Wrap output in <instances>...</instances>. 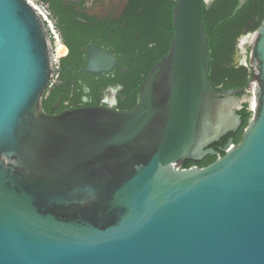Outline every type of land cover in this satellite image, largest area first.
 Segmentation results:
<instances>
[{"label":"water","instance_id":"95a60500","mask_svg":"<svg viewBox=\"0 0 264 264\" xmlns=\"http://www.w3.org/2000/svg\"><path fill=\"white\" fill-rule=\"evenodd\" d=\"M203 2L176 0L137 107L54 116L46 27L25 0H0V264H264V21L248 86L219 91ZM245 104L242 142L210 148L239 130Z\"/></svg>","mask_w":264,"mask_h":264},{"label":"flooded vegetation","instance_id":"af4514ba","mask_svg":"<svg viewBox=\"0 0 264 264\" xmlns=\"http://www.w3.org/2000/svg\"><path fill=\"white\" fill-rule=\"evenodd\" d=\"M41 1L52 13L65 54L45 95V112L57 116L80 108L128 112L137 107L142 83L170 49L176 0ZM215 1L205 4L211 7ZM243 37L237 40L230 64L236 69L246 66L244 58L249 60L250 42L243 51ZM92 60L106 69L89 71ZM219 142L210 148H226Z\"/></svg>","mask_w":264,"mask_h":264},{"label":"trees","instance_id":"16d2710c","mask_svg":"<svg viewBox=\"0 0 264 264\" xmlns=\"http://www.w3.org/2000/svg\"><path fill=\"white\" fill-rule=\"evenodd\" d=\"M237 6V0H216L211 7H207L204 2L202 4V18L209 38L211 61L209 77L219 91L247 87L252 78L249 65L236 69L230 64L238 38L244 33H254L261 27L264 21V0H247L243 9L234 14ZM238 114L242 117V126L237 132L229 133L223 137L217 143L221 147L228 145L230 139L234 140L236 146L242 142L245 129L252 117L249 104H245ZM214 145L212 148L219 151L220 149ZM224 155L225 153L221 151L219 157ZM219 157L209 156V160L206 162L187 160L183 169H189L193 166L204 168Z\"/></svg>","mask_w":264,"mask_h":264},{"label":"built area","instance_id":"2783aa9c","mask_svg":"<svg viewBox=\"0 0 264 264\" xmlns=\"http://www.w3.org/2000/svg\"><path fill=\"white\" fill-rule=\"evenodd\" d=\"M29 5L33 7L35 12L41 18L44 23L46 30L49 34V38L52 44L53 51V65L55 70H58L60 67L61 60L64 57V45L58 31L56 22L52 16V13L48 6L41 0H25ZM252 112L251 108L249 107Z\"/></svg>","mask_w":264,"mask_h":264},{"label":"bare ground","instance_id":"6f19581e","mask_svg":"<svg viewBox=\"0 0 264 264\" xmlns=\"http://www.w3.org/2000/svg\"><path fill=\"white\" fill-rule=\"evenodd\" d=\"M208 2H211L212 0H207ZM253 37V36H252ZM248 39H249V36H247V37H245L242 41H241V48L243 49V51H245L246 49H245V45H246V43L247 42H249L248 41ZM244 62H245V58H244Z\"/></svg>","mask_w":264,"mask_h":264},{"label":"rangeland","instance_id":"374dc122","mask_svg":"<svg viewBox=\"0 0 264 264\" xmlns=\"http://www.w3.org/2000/svg\"><path fill=\"white\" fill-rule=\"evenodd\" d=\"M209 4V3H208ZM252 34L253 33H244L243 35H248V36H250L249 37V39H248V41L250 42L251 41V38H252ZM244 39V37L243 38H241V40H243ZM250 51H251V46L250 47H247V52H248V57H249V54H250Z\"/></svg>","mask_w":264,"mask_h":264}]
</instances>
